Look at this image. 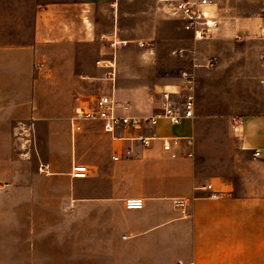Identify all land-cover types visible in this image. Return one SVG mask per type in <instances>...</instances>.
I'll list each match as a JSON object with an SVG mask.
<instances>
[{"label":"crops","instance_id":"0c3cea01","mask_svg":"<svg viewBox=\"0 0 264 264\" xmlns=\"http://www.w3.org/2000/svg\"><path fill=\"white\" fill-rule=\"evenodd\" d=\"M145 2L142 12L161 7ZM225 4L232 13L212 38L166 16L141 39L122 35L115 0H0V264H264L263 114L219 130L196 98L195 116L175 124L161 117L111 133L100 121L81 120L78 131L70 123L99 94L129 102L138 117L159 111L162 92L181 84L141 75L153 53L208 67L228 53H261L264 39L249 38L263 16H251V0ZM20 122H33L27 155ZM143 136L156 138L146 145ZM159 137L192 142L172 156ZM77 163L85 177L72 174ZM208 183L220 197L201 188ZM129 197L143 207L128 208Z\"/></svg>","mask_w":264,"mask_h":264},{"label":"rangeland","instance_id":"374dc122","mask_svg":"<svg viewBox=\"0 0 264 264\" xmlns=\"http://www.w3.org/2000/svg\"><path fill=\"white\" fill-rule=\"evenodd\" d=\"M115 1L117 2L116 17L122 35L141 39L143 37L152 39L158 34V29L167 16L163 7L171 4V1L156 0L161 6L159 9L142 12L141 10H148L145 0ZM226 1L229 2V0H216V7L221 14L223 24L224 18H227L226 16H229L233 10L225 8ZM242 1L250 0H234L237 5ZM251 4L253 6L251 16L256 14L259 18L264 15L262 9L264 0H251ZM257 38L264 39L261 36H252L249 39L257 40ZM263 52L264 49L261 53H228L222 62L218 56L219 64L214 60L212 62H215V65L211 67L206 66L210 61L205 58L195 61L185 56L179 58L180 56L170 53H153L146 59L147 64L141 69V75L149 80L163 78L167 83L182 84L183 78L180 72L183 70L192 72L197 85V104H201L198 113L202 117L217 119L213 128L227 130L230 128L233 116L264 115V77L261 73L264 68ZM138 54L130 53L131 60H135ZM160 54L164 57H160ZM235 54L237 57H234ZM132 76L134 82L139 80L138 74L134 73ZM175 89L179 88L175 87ZM50 264L61 263L57 257H54L50 259Z\"/></svg>","mask_w":264,"mask_h":264},{"label":"built area","instance_id":"2783aa9c","mask_svg":"<svg viewBox=\"0 0 264 264\" xmlns=\"http://www.w3.org/2000/svg\"><path fill=\"white\" fill-rule=\"evenodd\" d=\"M171 4L164 9L167 16L176 18L183 23L186 30L192 31L196 38L207 39L216 35L221 20L217 14L216 0H167ZM257 36L264 37V15L262 22L257 29ZM127 42V41H126ZM144 47L148 45L145 41L138 43ZM264 60V52L262 53ZM183 83L178 86L179 89H165L160 97L159 111L150 117H138L132 113V105L127 101H120L113 94H99L92 99L83 102L76 108L75 114L71 117L70 123L74 131L82 128L81 120H95L103 123V127L107 132L114 133L116 129L121 127H140L145 124L156 125L158 119L166 117L172 123H180L184 118H192L195 116L196 107V79L192 72L181 71ZM22 125L20 131L15 133L16 137L21 138V148L28 154L29 149L34 143L33 122L28 125L20 122ZM242 123V119L238 116L232 118V127L236 128ZM155 136H143L140 139L148 145ZM163 141V148L172 156H176V147L180 145L182 140L191 143V137H159ZM128 153L130 151H127ZM260 150L254 152V156H260ZM118 159V156L114 157ZM43 167V166H42ZM41 167V168H42ZM72 174L76 177H85L88 174V167L85 164L77 163L72 167ZM209 192V197L218 198L220 193L213 188L211 183L201 187ZM1 189V187H0ZM128 208H141L144 205V199L141 197H129L125 200ZM177 206L184 209L185 201L177 199ZM182 264V263H179Z\"/></svg>","mask_w":264,"mask_h":264},{"label":"bare ground","instance_id":"6f19581e","mask_svg":"<svg viewBox=\"0 0 264 264\" xmlns=\"http://www.w3.org/2000/svg\"><path fill=\"white\" fill-rule=\"evenodd\" d=\"M160 1H162V2H167V0H160Z\"/></svg>","mask_w":264,"mask_h":264}]
</instances>
